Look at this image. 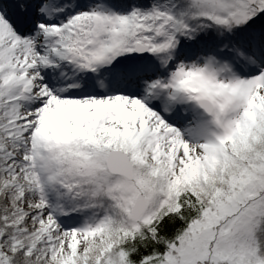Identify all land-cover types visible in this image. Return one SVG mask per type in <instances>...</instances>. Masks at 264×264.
Listing matches in <instances>:
<instances>
[{"label":"snow or ice","instance_id":"snow-or-ice-1","mask_svg":"<svg viewBox=\"0 0 264 264\" xmlns=\"http://www.w3.org/2000/svg\"><path fill=\"white\" fill-rule=\"evenodd\" d=\"M0 264H264V0H0Z\"/></svg>","mask_w":264,"mask_h":264}]
</instances>
